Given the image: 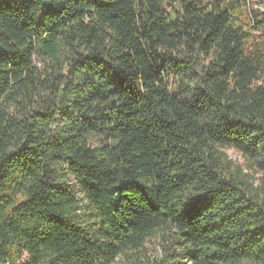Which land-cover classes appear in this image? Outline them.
Wrapping results in <instances>:
<instances>
[{"label": "trees", "instance_id": "1", "mask_svg": "<svg viewBox=\"0 0 264 264\" xmlns=\"http://www.w3.org/2000/svg\"><path fill=\"white\" fill-rule=\"evenodd\" d=\"M253 20L240 0H0V264H103L165 228L155 264H264L259 187L223 151L264 173Z\"/></svg>", "mask_w": 264, "mask_h": 264}, {"label": "rangeland", "instance_id": "2", "mask_svg": "<svg viewBox=\"0 0 264 264\" xmlns=\"http://www.w3.org/2000/svg\"><path fill=\"white\" fill-rule=\"evenodd\" d=\"M240 2L243 3L245 17L247 16L248 20L252 23L254 21L253 16L255 17V15L260 18L264 17V0H240ZM35 64L41 71L47 73L50 70L48 62L36 58ZM183 87L184 85L182 84L181 88ZM95 142L97 143V140ZM223 151L232 163L239 164L245 172H248L253 177L254 185L259 187L260 198L264 201V173L258 170L241 151L235 148H227L223 149ZM177 242L174 229H159L149 236L142 246L127 249L119 254L114 261L103 264H155L160 259L166 257L168 249L178 250L179 244ZM241 264L255 263L244 261Z\"/></svg>", "mask_w": 264, "mask_h": 264}]
</instances>
